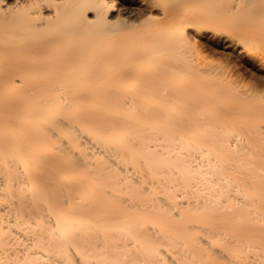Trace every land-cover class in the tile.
<instances>
[{
    "label": "bare ground",
    "instance_id": "bare-ground-1",
    "mask_svg": "<svg viewBox=\"0 0 264 264\" xmlns=\"http://www.w3.org/2000/svg\"><path fill=\"white\" fill-rule=\"evenodd\" d=\"M144 1L0 0V264H264V0Z\"/></svg>",
    "mask_w": 264,
    "mask_h": 264
},
{
    "label": "rangeland",
    "instance_id": "rangeland-1",
    "mask_svg": "<svg viewBox=\"0 0 264 264\" xmlns=\"http://www.w3.org/2000/svg\"><path fill=\"white\" fill-rule=\"evenodd\" d=\"M122 1H124V3L127 6H129L131 9L134 8L133 9L134 11L135 10H138L139 7H143L145 5V1L144 0H133V1L132 0H122ZM121 7L122 6H120V8ZM124 7H125V5L122 8H124ZM129 7H127V8H129ZM211 34L212 33H209V36H207L206 34H204V35L200 34L199 35L200 39L205 44L206 52L210 56L215 57V59H220L222 57L221 54L222 53L224 54L225 51H226V53L232 52V54L231 53H229V54L232 56V58L234 59V61H237V63H238L239 66L241 65L242 68L243 67H246V68L248 67L249 68L251 66V63L250 62H247V64H246V62L243 59H241V58L238 57L240 50H241V52H243L242 51V48L239 47L238 49H236V48L232 49L233 47L232 48L230 47L232 44L231 45H228V43H227V45H226V43H225L226 39L224 37H218L217 35H211ZM223 49H225V50H223ZM233 50H235V51L233 52ZM243 56H245V55H243ZM257 66L260 69L258 72L264 74V67L263 66L260 67L259 64H257Z\"/></svg>",
    "mask_w": 264,
    "mask_h": 264
}]
</instances>
